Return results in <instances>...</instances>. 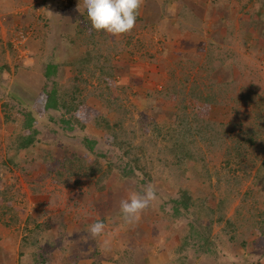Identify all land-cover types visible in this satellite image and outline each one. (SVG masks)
Segmentation results:
<instances>
[{
    "label": "rangeland",
    "instance_id": "rangeland-1",
    "mask_svg": "<svg viewBox=\"0 0 264 264\" xmlns=\"http://www.w3.org/2000/svg\"><path fill=\"white\" fill-rule=\"evenodd\" d=\"M164 1L142 0L135 27L113 37L80 17L83 0H0V264H264V0ZM251 10L263 20L259 34L247 18ZM218 15L225 19L213 26ZM76 16L92 36L76 35L77 42L96 60L83 65L76 79L82 100L62 124V110H44V89L73 90L65 63L84 53L70 42ZM49 27L59 28L58 36L46 34ZM192 30L205 36H177ZM50 60L60 65L45 87L42 68ZM26 104L37 115L39 141L17 152ZM100 116L122 121L120 135L130 143L113 144L95 124ZM184 116L213 134L196 137L204 156L198 166L168 164L169 149L150 148L158 125L171 129ZM85 136L112 161L104 177L86 175L85 165L108 164L93 161ZM129 145L147 168L133 167L141 181L122 178L117 168L129 163ZM149 184L157 199L138 221L126 222L121 200ZM180 190L207 205L200 221L211 225L207 240L217 241L216 254L193 242L190 220L174 214L168 198ZM96 221L105 228L92 238L87 229Z\"/></svg>",
    "mask_w": 264,
    "mask_h": 264
},
{
    "label": "trees",
    "instance_id": "trees-1",
    "mask_svg": "<svg viewBox=\"0 0 264 264\" xmlns=\"http://www.w3.org/2000/svg\"><path fill=\"white\" fill-rule=\"evenodd\" d=\"M143 4V3H142ZM143 9V5H141L140 9L138 10V14H137V20L140 19V13ZM70 9H67V11ZM77 12L80 14V17H87V13L86 10L84 8V10H77ZM78 16L73 17L74 22L77 23V33L70 39V42L73 44H76L77 47L84 52L83 55H81L77 60L76 63L74 64H69V63H65L68 68V71L70 72V70L72 71V74L75 76L74 78V83L72 84L74 87L72 91H69L65 94L60 93V91L56 88V87H52L50 89L45 88L44 91L47 94V98L45 100V104H44V110H49V109H54V110H62L63 113L61 114V117L59 118V122L63 124V122H68V119H65V116L72 115L75 113L77 106H78V102H80L81 96L79 94V91H81V89L79 90V86L76 85L77 81L76 79H78L79 77H81L83 71V65L84 64H89V62L91 60H96V54L93 53V50L90 51V49H86L83 48L84 46L80 45L77 42L76 39V35H78L79 39L83 40H91L92 36L91 35H86L85 31H87V29L85 27H81L80 26V20H78V18H80ZM136 20V21H137ZM142 20V19H141ZM146 23V21L144 22ZM143 23V24H144ZM49 30L46 31V34H50L51 36L55 37L56 35L58 36V32H59V28H56V32L55 33V28H48ZM89 61V62H87ZM74 62V61H73ZM86 62V63H85ZM59 64L55 63L53 60H50L49 62H47L45 65L43 64V75L46 77V85L45 87H47L49 85L50 81H55L53 78L54 76H56V74L58 73V69H59ZM56 83V82H55ZM54 83V84H55ZM43 91V92H44ZM19 102L21 101L20 97H16ZM206 99L210 97L206 96ZM263 102H261V106H264V100H262ZM19 113L23 116V120L21 122L20 125V129L22 128L24 131L20 132L16 135V140L14 141L16 150L17 152L23 151L27 148H29L31 145L37 143L39 141L38 139V133L39 130L36 128V124H35V120L37 118V115H35V111L34 109L28 107V105H23L20 109H19ZM261 111V110H260ZM46 113V112H45ZM261 113L259 112V115ZM51 118H53L51 116ZM54 119V118H53ZM192 119H190L188 116H184L181 117L180 121L176 122L177 125L176 126H172L171 129H166L164 128V126H160L158 125L157 128V133L156 136H151L150 137V144H151V149H153V151L159 149V150H165L167 151V149L170 150L171 154H169L170 156L166 158V162L168 164H172V165H177V166H181L187 162H191L194 163L196 166H198L199 164L202 163V159L204 158V156H200L198 157V152H197V141L202 140V141H209L208 139L213 135L211 131H207L206 127H204L203 125H201L199 123V121H195L193 122ZM55 123H57V119L55 117V119L53 120ZM37 122V121H36ZM122 121H112L109 120L107 117L105 116H100L97 119V122H95L96 126L98 127V129L103 130L109 134H111L113 136L112 138V143L113 144H119L120 142L123 141H127L130 143V139L125 137L124 135H120V127H121V123ZM70 128L73 129V126L70 125ZM196 137L198 138V140L196 139ZM252 140V138H250ZM160 140L164 141V144H162L161 146H158V143ZM197 140V141H196ZM196 141V142H195ZM83 142L85 144V147L87 148V150L93 154H95V159L93 161H95L97 158L100 159V157L105 158V162L106 164H108V167H106V169L102 168V163L103 161L98 160L96 163L93 162L92 164L89 165H85L84 168L87 170L86 175L91 177L93 175H95L98 172H102L103 177L105 175H107V172L109 173L110 171H113L114 166L112 164L111 159H109L107 157V155L105 154L104 151H97L95 149V143L96 140L94 137L91 136H85L83 138ZM126 142V143H128ZM124 143V145L126 144ZM218 143V141L216 142ZM199 144V143H198ZM210 144L212 145V142L210 141ZM154 146V148L152 147ZM132 146L129 145L128 149L126 150V155L130 156V159L128 160L129 163L127 162L126 165H121L118 166L117 168L120 171V175L122 176V178H138L140 179L139 174L135 173L133 167L137 166L142 173H147V168L143 165H141L140 162V155H135V153L132 151ZM143 150V145L140 144L139 148L137 150ZM150 149V150H151ZM161 152V151H160ZM78 159V157H77ZM264 160V159H263ZM9 161L13 162V159H10ZM7 161H5L4 163H6ZM134 163V165L132 166L131 164ZM263 166H264V161H263ZM100 172V173H101ZM107 177V176H106ZM141 181V179H140ZM179 192H177L176 196L171 195L168 198V202L172 203V208L174 211L175 215H181V213H183V216H186L190 221H189V229L190 230V234L189 236H191V239H193V242H197L198 240H202V248L204 247V244L207 245V251H214V253L216 254L217 251V247H218V243L217 241H209L208 236L211 233V225L207 224V225H201V221H200V212L202 208H206L207 205L205 206L200 205L201 200L200 198H196L191 196V194L189 193V191L187 190H180V193L178 195ZM213 221V218L212 220ZM263 231H264V226H263ZM38 241H36L35 244H37ZM93 243L92 240H90L89 244ZM201 248V247H200ZM94 253L98 254V250L96 249L94 251ZM99 255V254H98ZM118 262V261H117ZM101 264V263H100Z\"/></svg>",
    "mask_w": 264,
    "mask_h": 264
},
{
    "label": "clouds",
    "instance_id": "clouds-1",
    "mask_svg": "<svg viewBox=\"0 0 264 264\" xmlns=\"http://www.w3.org/2000/svg\"><path fill=\"white\" fill-rule=\"evenodd\" d=\"M83 4L91 30L116 37L135 27L142 0H83ZM156 199V190L151 184L145 186L141 192L130 193L127 199L120 202V211L125 221H138L140 213ZM104 228L102 221H96L89 225L87 231L90 237L96 238L104 232ZM103 243L107 249L110 242L106 239Z\"/></svg>",
    "mask_w": 264,
    "mask_h": 264
},
{
    "label": "crops",
    "instance_id": "crops-1",
    "mask_svg": "<svg viewBox=\"0 0 264 264\" xmlns=\"http://www.w3.org/2000/svg\"><path fill=\"white\" fill-rule=\"evenodd\" d=\"M23 1V0H22ZM167 0H165L164 2H166ZM167 4H170L169 3V1L167 2ZM17 6V5H16ZM164 6V5H163ZM18 7V6H17ZM164 7H166V6H164ZM258 13H259V11L257 10L256 12H254L253 10H251L250 11V13H249V16L247 17L248 19H251L252 20V22L254 23V24H257V28H256V32H257V34H259L260 32H261V30H262V26L260 25V24H263V20H261L258 16ZM218 14V13H217ZM216 14V15H217ZM229 16V15H228ZM254 16V17H253ZM217 17H220V18H217ZM261 17V16H260ZM161 18V20H163V21H168L166 18H163V14H162V17H160ZM222 18H224L225 19V16H220V15H218V16H215V19H214V21H213V23H212V25L213 26H215L217 23H223V19ZM230 18V17H229ZM254 18V19H253ZM262 19H264L263 17H261ZM231 19V18H230ZM256 19V20H255ZM231 20H226L225 21V23H224V25L226 26L229 22H230ZM169 22V21H168ZM170 23V22H169ZM258 25H259V31L260 32H258ZM171 26H172V29H173V24H171ZM165 27V26H164ZM194 30H192V31H190L189 32V35H186V36H184L183 34H180V35H177V36H179V37H192V38H195V37H197L198 36V34H200V35H202V36H205L204 34H201V33H196V32H193ZM192 32V33H191ZM177 33H181L180 31H178ZM177 33H175V34H177ZM174 34V35H175ZM182 35V36H181ZM254 35V32H253V30H252V33L250 34H247V36H246V38L247 37H252ZM176 36V35H175ZM170 37V36H169ZM212 37V36H211ZM170 39H171V37H170ZM180 39V38H179ZM201 40H206V38L205 37H202V39ZM201 46H203V44L201 45Z\"/></svg>",
    "mask_w": 264,
    "mask_h": 264
}]
</instances>
